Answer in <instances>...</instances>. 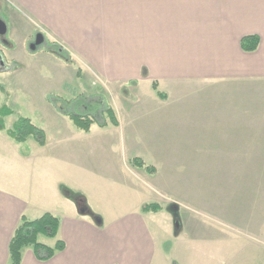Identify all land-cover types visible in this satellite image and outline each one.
<instances>
[{"label":"crops","instance_id":"obj_1","mask_svg":"<svg viewBox=\"0 0 264 264\" xmlns=\"http://www.w3.org/2000/svg\"><path fill=\"white\" fill-rule=\"evenodd\" d=\"M10 2L16 18L9 17L13 25L28 38L41 33L71 58L72 62H65L43 51L51 55L45 57L48 67L58 68V81L68 74L86 83L85 87L81 81L79 88L93 91L104 86L115 96L112 108L118 125L112 126L122 128L124 117L126 131L45 132V143L32 139L36 144L30 142L28 153H21L15 144V161L40 167V177L35 176L28 189L15 182L7 186L0 179V264H9V241L21 216L34 219L44 212L59 217L56 238L64 242V249L41 261L26 248L20 264H172L173 251L167 252L156 240L159 218L153 214L166 211L162 201L176 202L173 195L180 194L183 184L203 189L214 182L223 184L226 198H243L244 226L249 229L260 223L264 217L260 200L264 195V0ZM18 16L26 22V30ZM246 35L258 36L254 51L241 49L240 39ZM20 50L29 51L25 45ZM11 55L7 51L0 65ZM153 81L164 97L153 89ZM144 132L154 134L146 138ZM196 132H204L212 162L198 161ZM185 138L189 142L192 138L195 158L185 154ZM147 152L158 155L152 172L132 163L137 157L146 164ZM223 152L228 154L226 164L220 155L215 157ZM244 160L253 163L248 167L251 176L244 171ZM212 168L226 169L231 177L220 172L214 178ZM240 169L242 177H234ZM60 185L77 197L70 190L71 195H62ZM32 188L42 200L32 196ZM254 195L259 199L257 207L250 203ZM79 202L97 216L81 213ZM145 203H157L161 209L143 212ZM51 240L49 245L55 239Z\"/></svg>","mask_w":264,"mask_h":264},{"label":"rangeland","instance_id":"obj_2","mask_svg":"<svg viewBox=\"0 0 264 264\" xmlns=\"http://www.w3.org/2000/svg\"><path fill=\"white\" fill-rule=\"evenodd\" d=\"M9 2L10 0H0V20L5 24V32L0 33V59L4 58L3 56L7 51L12 53L11 58H7L0 65V84L4 87V90L0 91V108L6 106L11 110L8 115H0V126L2 127L0 129V162H2L0 164V179H3V184L7 186H11L15 182L21 183L28 189L29 186L27 185L30 181L35 176L40 177V167L30 166L22 162L21 166L19 160L15 161L12 153L15 144H18L17 148L21 153H28L31 149L30 142H34L32 138L29 139L31 141L15 142L7 135V130L11 129L17 118H29L33 124L41 127L45 132H83L78 130L67 116L59 114L51 100L55 101L57 98L74 100L79 97L81 99L77 105L79 111L84 110V107L88 108V106L96 107L97 102L94 105L90 104L89 100L85 99L88 97L97 96L100 102L111 107L113 105L116 107V101L112 92L108 90L106 92L103 89L104 86H95L93 91L88 88H79L78 84L84 81L73 79L68 74H66L63 82H59L58 68L56 66L50 68L45 62V57L50 58L51 56L43 53L47 48L45 41L40 44L36 43V35L41 33H34L28 38L29 36L25 35V31H20L22 29L13 25L9 17L12 21L16 18L12 14L13 9ZM18 19L21 21L23 29L26 30V22L20 16ZM24 45L29 51L22 54L20 48ZM31 46L34 48L32 49ZM37 65L39 68L35 69ZM65 68L72 70L69 66ZM83 84L86 87V83ZM123 91L126 92V90ZM123 120L124 117L121 118L123 127L120 129H116L110 123H107L105 127H99L95 122L91 125L90 132H125L126 124ZM144 133L146 138L148 135L154 134V132ZM203 133L196 132V135L193 136L196 145L199 144L197 159L202 162L204 160L212 162L206 153ZM137 139L142 141L138 135ZM177 140L179 143L182 140L181 132H177ZM190 141L185 138V154L191 158V153L195 158L196 146L191 149L192 138ZM34 144L36 143L34 142ZM114 146L116 148L117 144ZM143 155L146 165L157 164L156 156L158 155L148 152ZM219 155L226 164L228 154L225 152L215 153L217 159H220ZM244 164L247 168L244 171H247V176H249L253 170L248 167H253V163L244 160ZM261 168V172L264 173V154ZM181 170V168L178 170L180 174ZM242 171V169L236 171L233 176L242 177ZM209 172L213 173L214 178L215 175L219 178L220 172L224 174V178L231 177L226 169L212 168L209 169ZM222 185L214 182L203 189L201 186L197 188L196 185L183 184L180 194L177 192V196L173 195L176 202L167 200L168 203H164L162 201V206L166 211L158 215L153 214L159 218L157 225H155L158 231L156 240L165 246L167 252L173 251L172 255L175 256V262L173 261L172 264H264V217L261 215L260 223L252 224L249 229L246 228L244 226L243 198L238 195L226 198V190L223 191ZM60 187H64V191L60 192L62 195H71L73 192L66 185H60ZM72 195L77 197L75 192ZM32 196L42 200L40 194H37L33 188ZM250 198V203L253 202L256 206L259 200L257 195ZM260 200H262L261 209H264V195ZM82 206L87 209L91 218L97 216L94 210L87 205ZM186 234H188V238ZM178 235L180 236L177 237ZM44 239L48 240V243L53 242L49 238Z\"/></svg>","mask_w":264,"mask_h":264},{"label":"trees","instance_id":"obj_3","mask_svg":"<svg viewBox=\"0 0 264 264\" xmlns=\"http://www.w3.org/2000/svg\"><path fill=\"white\" fill-rule=\"evenodd\" d=\"M45 41V40H44ZM259 43V38L256 35H246L240 39V47L243 51H254ZM47 45L46 50L51 54L55 55L57 58L65 61L72 62L71 58L65 52L60 45L53 42L45 41ZM152 87L156 93L164 97L165 94L157 89L156 81L152 82ZM4 87L0 84V91H3ZM89 100L90 104L94 105L96 102V107L88 108L84 107V110L79 111V97L76 99H60L57 98L52 101L55 110L61 114L67 116L74 126L83 132H88L91 125L97 122L98 126L103 127L110 123L113 126L118 125V120L115 115L113 108L106 104L100 102L99 98L88 97L85 98ZM99 100V101H98ZM11 113V110L2 106L0 108V115L5 116ZM105 115L106 117H103ZM98 117V118H97ZM0 129L2 127L0 126ZM7 135L15 142H25L27 139L32 138L39 145L45 143V131L36 126L31 122L29 118L18 117L17 120L12 124L11 129L7 130ZM132 163L138 166L144 167V169L152 172L154 170L153 166L146 165L140 158H133ZM161 206L157 203H145L141 206V211L143 212H158ZM20 225L18 231L13 233L9 241V264H20L21 257L24 249L30 248L35 257L38 260L45 261L53 257L57 252L64 249V242L57 239V232L59 228L60 219L57 215L44 212L39 217L34 219H27L24 215L20 218ZM40 238L55 239L53 245L41 241Z\"/></svg>","mask_w":264,"mask_h":264},{"label":"water","instance_id":"obj_4","mask_svg":"<svg viewBox=\"0 0 264 264\" xmlns=\"http://www.w3.org/2000/svg\"><path fill=\"white\" fill-rule=\"evenodd\" d=\"M3 32H5V24H4V22H3L2 20H0V33H3ZM43 40H44V38H43V35H42V34H37V35H36V43H37V44L42 43ZM31 48L33 49L34 46H31ZM77 208L79 209V211H80L81 213H86V212H88L85 208H83V206H82V204H81L80 202L77 203Z\"/></svg>","mask_w":264,"mask_h":264}]
</instances>
